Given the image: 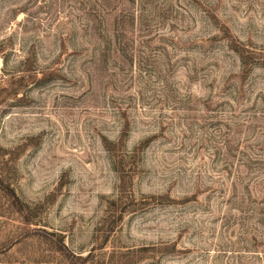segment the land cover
<instances>
[{"label": "rangeland", "instance_id": "rangeland-1", "mask_svg": "<svg viewBox=\"0 0 264 264\" xmlns=\"http://www.w3.org/2000/svg\"><path fill=\"white\" fill-rule=\"evenodd\" d=\"M0 264H264V0H0Z\"/></svg>", "mask_w": 264, "mask_h": 264}]
</instances>
